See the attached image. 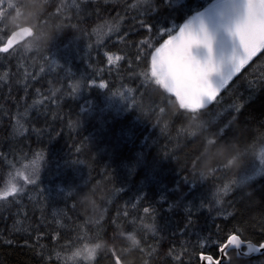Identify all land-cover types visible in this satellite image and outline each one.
<instances>
[{
    "label": "trees",
    "instance_id": "trees-1",
    "mask_svg": "<svg viewBox=\"0 0 264 264\" xmlns=\"http://www.w3.org/2000/svg\"><path fill=\"white\" fill-rule=\"evenodd\" d=\"M10 1L13 6L0 16V41L11 31L9 21L38 22L41 38L48 37L45 25L53 27L41 50L19 43L11 54L0 53V189L12 183L24 188L0 199V264H65V253L79 245L115 241L116 248L127 249L130 235L138 241L129 254L133 264H200L199 254L217 257L216 242L230 233L264 241V174L244 180L256 155L241 152L230 194L217 192L230 177L223 166L205 180L190 171V160L202 151L234 154L255 140L256 152L264 145L257 136L264 129L259 52L216 101L198 109L200 122L193 124L198 130L191 138L181 115L189 110L179 109L175 96L145 76L150 63L140 49L150 61L149 45L158 47L167 35L139 26L145 17L136 15L135 0ZM213 1L151 0L146 19L174 35ZM117 21L118 30L112 27ZM149 36L154 39L145 42ZM77 81L81 85L73 94ZM38 153L44 157L40 172L26 183L17 173L26 172ZM86 188L103 210L99 216L89 218L81 210L76 194ZM217 196L221 205L215 204ZM104 250L81 264H114ZM229 251L231 260L221 264L264 261V252L246 257Z\"/></svg>",
    "mask_w": 264,
    "mask_h": 264
},
{
    "label": "snow or ice",
    "instance_id": "snow-or-ice-1",
    "mask_svg": "<svg viewBox=\"0 0 264 264\" xmlns=\"http://www.w3.org/2000/svg\"><path fill=\"white\" fill-rule=\"evenodd\" d=\"M5 0H0V12H3L5 9L4 6ZM136 10V15L145 17V19L139 20V26L147 30L149 33L153 29L157 30V34L164 33L167 35V39L163 40V43L159 44L156 47L154 44L149 45L150 51V61L148 60L147 52H144L143 49L140 51L143 53V58L147 63H150V68L145 73L147 79L155 81L157 85L166 90L170 95H174L175 99L178 101L179 109L189 110L186 113H182L185 118L188 120L186 131L191 138H194V133L198 130L193 127L194 123H199L197 119L199 117L198 109H200L204 103V97H207L208 101H216L218 93L221 92V87H215L209 80V74L213 71H218V63L213 59L212 56V37L205 30L203 23L201 22L199 30H196L193 27V21L198 18L193 17L186 21L184 24L178 27V31H175L173 35L171 30L166 29H157L154 28L146 19V14L152 10L151 0H135L134 5L132 6ZM232 15V27L229 28L230 33H233L239 41L238 47H234L229 57L231 61V68L224 78V83L227 84L229 79L234 76L236 73H239L240 70L248 65L249 68L252 65L249 64V61L259 52L261 57H264V0H232L230 4ZM127 10V8L125 9ZM57 13L63 15L64 12L61 10V7H57ZM134 24L136 23V17H132ZM64 26L62 22L57 23V27ZM114 29H119V21L116 24H113ZM129 28H133V25H129ZM0 31H3V28H0ZM31 34V30L16 29L10 32V35L7 36L6 42L0 41V53H10V50L15 51L13 48L14 45H17L18 41H22ZM154 39V37L149 36L145 42L148 40ZM203 44L208 49L207 57L201 61L192 53V48L194 45ZM154 48V51L151 50ZM260 57H257L259 59ZM141 59V56H137V60ZM51 63L54 65L55 60H52ZM259 81H264V73H261ZM88 86L94 85V81H86ZM81 81H77L72 84V93L74 94L76 90L80 87ZM100 88H105V82L100 81ZM241 104L236 105V109H239ZM178 113L173 111V115ZM234 122V121H233ZM70 126H74L72 121H69ZM39 132V129H34ZM259 145L264 143V129L258 130L257 133ZM249 148H256L257 141L248 145ZM257 156V151L255 152ZM258 158L261 161H264V147H259ZM44 157L42 154H37L36 158L30 162V166L26 172H18L17 176L22 178L26 183H33L35 178L38 176L41 164L40 161ZM232 160L230 159L226 165H230ZM212 175V174H210ZM188 180L187 177H185ZM192 182H195L193 180ZM88 181H86V184ZM236 183L234 176L229 177L228 181L224 183L222 188L217 189L218 193L230 194L233 190V186ZM24 191L23 187L18 186L16 183L10 184L6 189H0V199H5L9 196H15ZM222 199L217 196L215 200L216 205H221ZM206 206V205H205ZM207 207V206H206ZM217 214H221L219 210L215 209ZM152 211L149 208H144V212L148 213ZM154 214V213H153ZM264 215V214H262ZM43 219V217L41 218ZM192 221V217L187 218V223ZM59 223V221H57ZM148 229L155 231V226L149 224L146 226ZM76 229L79 231L80 226L76 225ZM38 236L39 228L34 229ZM123 235V233H120ZM131 237L136 245L138 241L134 236ZM52 241L58 243V237L56 235L52 236ZM103 241L98 242L94 245H84V251L87 253L86 259L93 258L97 251V247ZM8 243H12L9 241ZM25 245L28 244V240H24ZM218 244L220 255L214 260L212 255L202 256V259H205L209 264H221V261H230L231 254L230 249H238L240 245L244 242L241 241L240 237L234 233H230L226 236V239L223 242H216ZM65 247L71 249L73 247L72 241L66 240ZM257 249H264V241H261L258 245L253 246L251 242H247V251L253 252ZM127 249H121L122 253H125ZM105 255H111L114 260V264H121L122 256L117 253L115 247L109 246L104 250ZM41 258H43V250L39 253ZM73 255H80L79 249L74 253L69 255L65 253L63 258L66 264V258L68 260L72 259ZM57 257L60 258V254L57 253Z\"/></svg>",
    "mask_w": 264,
    "mask_h": 264
},
{
    "label": "clouds",
    "instance_id": "clouds-1",
    "mask_svg": "<svg viewBox=\"0 0 264 264\" xmlns=\"http://www.w3.org/2000/svg\"><path fill=\"white\" fill-rule=\"evenodd\" d=\"M10 27L8 30H15L17 25L14 23H11L9 21ZM32 32L30 35L25 37L24 40L21 41L22 46L25 49L29 50H41L44 47V44L46 42V39L50 37L52 27L53 25H45V28H47L48 31V37L41 38L40 32L41 28L38 26V22H32ZM249 145V143H248ZM248 145L243 146L242 148H238L234 150V154H232V151H225L223 153L212 150L209 152H201L199 154H196L191 160V168L190 171L192 175L198 179V180H205L208 178L210 174H214L218 172L221 168V166H224L227 164V162L231 159L232 163L230 165H227V167H224L227 170V173L230 177L234 176L237 181L236 173L238 168L241 164L240 155L241 152H247L250 155H255V152L253 151V148H249ZM261 147H264L262 145ZM235 183V184H236ZM94 191L90 188H86L85 191L81 193H77V200L79 201V204L81 206L82 212L85 214L86 217H94L99 216L102 214V208L97 202V200L94 199ZM97 244V243H96ZM253 246H255V243H252ZM109 246L115 247V241L108 242L103 241L99 247H97L96 251H100L101 248L107 249ZM136 246V242L129 237L128 238V248L125 253L121 252V249H117V253L121 254V264H133V259L130 258L129 254L131 250ZM77 249L80 251V255L76 256L73 255L72 259L68 260L66 258V264H68L69 261H71V264H81L82 261H88L90 259H86L87 253L84 251V245H79L76 248L70 250L69 255L74 253ZM261 264H264V261L261 262Z\"/></svg>",
    "mask_w": 264,
    "mask_h": 264
},
{
    "label": "water",
    "instance_id": "water-1",
    "mask_svg": "<svg viewBox=\"0 0 264 264\" xmlns=\"http://www.w3.org/2000/svg\"><path fill=\"white\" fill-rule=\"evenodd\" d=\"M231 2L232 0H215L209 5L195 12L190 17L191 19L193 17H197V15L199 14L198 18L193 21V27L196 30H199L200 24L202 22L205 30L212 37V56H213V59L218 63V71L211 72L209 74V80L215 87H221V85L223 86L225 85L224 78L225 76H227L231 68V61L229 57L231 56L233 48L238 47V44H239L238 38L233 33H230L229 31V28L232 27L231 18L233 15L230 9ZM16 29H24V30L30 29L32 32L31 26L25 25V24L17 26ZM10 32L8 35H10ZM6 40H7V37L5 38L4 42H6ZM19 43H21V41L17 42V44ZM192 53L198 59L203 61L208 55V49L203 44L194 45L192 48ZM236 74L232 76L230 79L234 78ZM203 99H204V103L201 108L207 106L211 102L207 100V97H204ZM240 239L244 243H242L238 249L236 248L230 249V250H235L238 256L248 257L252 255H258L264 252V249H257L256 251L248 252L247 242H251V243H255V242L251 240H244L241 237ZM255 244L258 245L259 243H255ZM207 255L209 254L204 253V252H201L199 254L200 264H209L207 260L201 258L202 256H207ZM219 255H220V252L217 257L213 256L214 260L218 258ZM222 262L224 261L222 260L221 263ZM48 264H55V263H48Z\"/></svg>",
    "mask_w": 264,
    "mask_h": 264
},
{
    "label": "rangeland",
    "instance_id": "rangeland-1",
    "mask_svg": "<svg viewBox=\"0 0 264 264\" xmlns=\"http://www.w3.org/2000/svg\"><path fill=\"white\" fill-rule=\"evenodd\" d=\"M4 6H5V9H4L3 12H0V16L4 12H6L9 8H11L13 6V2L10 1V0H5ZM17 26H19V25H17ZM108 57H109L110 61H113L115 56L113 54H108ZM258 151H257V156L255 158V161H254L252 167L250 168V170L244 176V180L250 179L252 177H256L257 175H260V174L261 175L264 174V161H261L258 158Z\"/></svg>",
    "mask_w": 264,
    "mask_h": 264
}]
</instances>
